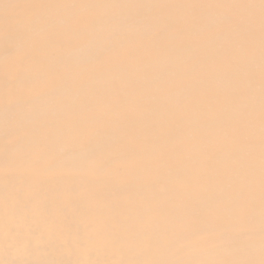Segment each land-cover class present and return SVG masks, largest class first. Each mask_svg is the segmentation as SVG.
<instances>
[{
  "label": "bare ground",
  "instance_id": "bare-ground-1",
  "mask_svg": "<svg viewBox=\"0 0 264 264\" xmlns=\"http://www.w3.org/2000/svg\"><path fill=\"white\" fill-rule=\"evenodd\" d=\"M0 264H264V0H0Z\"/></svg>",
  "mask_w": 264,
  "mask_h": 264
},
{
  "label": "rangeland",
  "instance_id": "rangeland-1",
  "mask_svg": "<svg viewBox=\"0 0 264 264\" xmlns=\"http://www.w3.org/2000/svg\"><path fill=\"white\" fill-rule=\"evenodd\" d=\"M0 73H2V72L0 71Z\"/></svg>",
  "mask_w": 264,
  "mask_h": 264
}]
</instances>
